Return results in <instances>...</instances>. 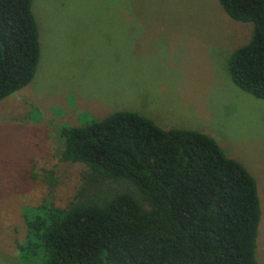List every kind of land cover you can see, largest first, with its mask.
<instances>
[{"label": "rangeland", "instance_id": "1", "mask_svg": "<svg viewBox=\"0 0 264 264\" xmlns=\"http://www.w3.org/2000/svg\"><path fill=\"white\" fill-rule=\"evenodd\" d=\"M31 9L34 76L0 100V264H24L25 208L65 207L84 182L85 164L60 159V129L120 110L208 134L245 167L257 184L255 257L264 264V98L228 71L252 22L229 16L220 0H32Z\"/></svg>", "mask_w": 264, "mask_h": 264}, {"label": "trees", "instance_id": "2", "mask_svg": "<svg viewBox=\"0 0 264 264\" xmlns=\"http://www.w3.org/2000/svg\"><path fill=\"white\" fill-rule=\"evenodd\" d=\"M31 3L0 0V100L26 86L39 61ZM220 3L253 24L228 59L230 77L264 98V0ZM60 136V159L85 164L84 182L65 207L24 209V264H259L256 181L208 134L120 110ZM110 181L125 188H105Z\"/></svg>", "mask_w": 264, "mask_h": 264}]
</instances>
